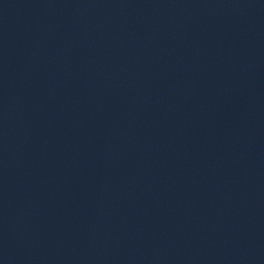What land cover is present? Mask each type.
Masks as SVG:
<instances>
[{
  "label": "water",
  "instance_id": "1",
  "mask_svg": "<svg viewBox=\"0 0 264 264\" xmlns=\"http://www.w3.org/2000/svg\"><path fill=\"white\" fill-rule=\"evenodd\" d=\"M0 264H264V0H0Z\"/></svg>",
  "mask_w": 264,
  "mask_h": 264
}]
</instances>
